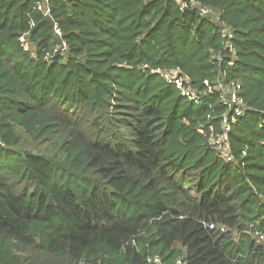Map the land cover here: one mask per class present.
<instances>
[{"label":"trees","instance_id":"1","mask_svg":"<svg viewBox=\"0 0 264 264\" xmlns=\"http://www.w3.org/2000/svg\"><path fill=\"white\" fill-rule=\"evenodd\" d=\"M33 1L0 0V264H264V0H200L231 39L175 0ZM156 67L239 83L232 160L218 99Z\"/></svg>","mask_w":264,"mask_h":264},{"label":"built area","instance_id":"2","mask_svg":"<svg viewBox=\"0 0 264 264\" xmlns=\"http://www.w3.org/2000/svg\"><path fill=\"white\" fill-rule=\"evenodd\" d=\"M182 8H194L197 13L202 17H208L214 23L218 25V33L222 36H226L231 39L232 35L227 30L223 19L218 11L204 5L200 0H175ZM32 9L40 11L43 15L50 14L49 0H34L32 3ZM33 25V22H30ZM55 30L60 33V30L56 23H54ZM64 45V42H63ZM229 49H232V43L229 42ZM232 63L231 61L228 64ZM152 72L158 74L164 81L170 83L176 87L181 97L193 102L196 105L209 104V99L216 97L219 103L224 107V110L218 114L209 112L207 114L206 125H199L197 127L198 133L202 134L207 141L210 148L224 161H230L233 159L232 154L229 151V139L228 132L230 131L232 123L238 116L242 115L246 109L245 102L239 94L240 85L233 81L225 82L223 79L217 78L213 82L208 80L203 81V88H196L191 85L188 78L183 75L179 70H166L163 68H153ZM205 98H209L204 101ZM212 119H218L217 124L211 121ZM245 149H241V153L245 154ZM209 228H218L221 231H225V227L219 224L204 223ZM253 236L259 240L264 241V233L259 230L253 231ZM148 262L163 264L158 255H148L146 257ZM174 264H184L180 259H177Z\"/></svg>","mask_w":264,"mask_h":264},{"label":"rangeland","instance_id":"3","mask_svg":"<svg viewBox=\"0 0 264 264\" xmlns=\"http://www.w3.org/2000/svg\"><path fill=\"white\" fill-rule=\"evenodd\" d=\"M184 98V97H183ZM184 99H186V98H184ZM187 100V99H186ZM207 117V116H206ZM207 121V120H206Z\"/></svg>","mask_w":264,"mask_h":264}]
</instances>
